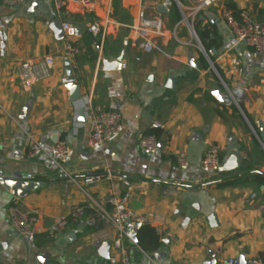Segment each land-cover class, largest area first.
Returning <instances> with one entry per match:
<instances>
[{
    "label": "crops",
    "instance_id": "crops-1",
    "mask_svg": "<svg viewBox=\"0 0 264 264\" xmlns=\"http://www.w3.org/2000/svg\"><path fill=\"white\" fill-rule=\"evenodd\" d=\"M180 1L188 10L197 3ZM222 4L234 5L238 15L247 10L264 24V0H220L201 13L205 18L199 14L195 27L217 31L218 48H213V54V49L208 52L213 66L194 42L174 39L171 31L182 18L178 6L173 13L175 0H94L89 8L69 4L61 14L52 0L0 6V177L16 172L24 179L45 183L21 197L22 206L37 213L41 225L87 204L86 191L108 210L113 208L111 198H124L129 192V209L138 215L151 214L149 225L161 238L155 251L130 240L131 264H204L213 259V253L216 264H241L242 256L247 264L256 257L264 261V213L260 211L264 184L254 179L264 174L260 140L264 133V53L235 40L221 17ZM162 6L168 11H161ZM155 8L163 14L167 31L156 38L159 49L144 53L134 45L137 36L130 25L141 10L154 15ZM55 18L79 29L71 37L80 48L71 61L77 65L71 69L82 92L77 100L70 98L65 82L67 38H56L51 29ZM94 22L108 25V32L95 36L89 30ZM178 37L183 42L191 40L183 23ZM47 56L54 58L51 76L25 81L19 72L21 62ZM170 77L175 79L173 88L167 86ZM235 89L244 93L240 108L222 104L214 96L217 90ZM90 97L123 117L122 133L99 150L88 146ZM232 106L239 112L234 113ZM154 121L163 126L153 129ZM28 131L47 150L60 140L67 141L72 155L66 169L73 175L81 178L110 168L131 181V190L113 179L86 186L84 191L48 155L29 156ZM151 132L160 133L157 154L138 145L139 137ZM213 146L219 148L223 163L238 153L242 166L213 176L203 172V157ZM181 152L189 161L186 170L176 160ZM239 177L244 180L218 186ZM16 196L0 182V264H119L100 253L101 244L116 236L113 225L106 222L96 227L72 222L57 238L38 235L35 242H29L10 221L9 208ZM211 214L217 215L218 226L210 224Z\"/></svg>",
    "mask_w": 264,
    "mask_h": 264
},
{
    "label": "built area",
    "instance_id": "built-area-1",
    "mask_svg": "<svg viewBox=\"0 0 264 264\" xmlns=\"http://www.w3.org/2000/svg\"><path fill=\"white\" fill-rule=\"evenodd\" d=\"M219 1L220 0H197L196 5L188 10L183 6L180 0H175L182 14V19L171 31L174 39L183 44H192L194 42L208 59V52L196 31L195 22L199 14ZM21 2L22 0H0V6L17 5ZM52 2L57 13L61 14L69 4H74L81 8H89L92 7L94 0H52ZM155 10L156 13L154 15H147L141 10L132 25H130L137 36L133 40L134 45L140 48L144 53H152L159 49L156 38L164 37L167 31L163 14L157 11L156 8ZM220 13L222 19L228 24L236 41L245 42L257 53H264V24L254 20L247 10H242L239 15H237L235 10L226 4L221 5ZM182 23L188 28L191 35L190 41L183 42L178 37V29ZM62 24L67 38L65 44L66 56L70 61H73L80 53V48L71 40L76 29L70 22H63ZM89 30L95 36L99 35L101 32L105 34L108 32V25L94 22L89 27ZM72 64L73 68L76 69L77 65L74 63ZM53 65L54 58L52 56H47L41 60L28 59L21 62L19 72L25 81L48 79L52 74ZM86 112L91 126L88 138V146L91 149H103L109 140L118 137L122 133L124 124L120 111L108 110L101 104L95 103L90 97L87 100ZM151 126L153 129H158L163 125L158 121H154ZM1 143L0 139V145ZM138 145L141 150L150 154H157L160 150V140L155 132L141 135L138 140ZM26 146L30 157L41 154H46L51 157L52 160L57 163L66 178L71 183L80 186L84 191L86 186L113 179L122 181L128 186L129 190L132 188V183L129 179L115 173V171L110 168L104 171L86 173L81 178L70 173L66 169V165L70 161L72 152L69 144L65 140L58 141L51 150H47L39 138L33 132L28 131L26 133ZM176 160L181 169L186 170L189 168V161L184 152L179 153ZM222 165L221 152L218 147L213 146L205 153L201 168L203 172L213 176L221 172ZM4 179V177H0V182L3 183L5 181ZM86 194L90 198L87 204L76 205L68 216L57 218L49 225H41L39 215L22 206V196H16L13 204L9 208L11 224L20 236L24 237L29 242H35L38 235H43L48 240L57 238L65 232L72 222L85 221L90 227H96L99 223L106 222L113 225L116 230V236L111 241L113 249L110 255L111 262L131 264L128 246L131 238L127 233V227L128 225L134 224H149L152 215H138L131 211L127 205L129 192L124 198H111L110 202L113 206L111 210L97 204L87 191ZM260 211L264 213V201L260 205ZM251 264H264V261L260 257H256L251 260Z\"/></svg>",
    "mask_w": 264,
    "mask_h": 264
},
{
    "label": "water",
    "instance_id": "water-1",
    "mask_svg": "<svg viewBox=\"0 0 264 264\" xmlns=\"http://www.w3.org/2000/svg\"><path fill=\"white\" fill-rule=\"evenodd\" d=\"M161 11L167 12L168 9L166 7H160ZM210 19L211 16L207 15ZM202 18H205L204 14H201ZM51 29L56 35V38L58 40H62L65 37V31L63 29V24L60 19H53L51 22ZM77 31L79 29H76ZM216 50H212V54L215 53ZM208 57L211 61L210 55L208 54ZM105 63H110L108 59L105 58ZM66 65H67V77L65 79V82L67 83L68 89L71 93L70 98L72 100H77L82 97V92H81V86L76 84V76L73 74V71L71 69V61L66 60ZM213 65V64H212ZM168 87L173 88L175 86V79L173 77H170L168 80ZM214 96L217 99L218 102L225 104V105H232L235 104L239 108V102L243 100V90L242 89H235L233 91L231 90H217L214 92ZM264 131V130H263ZM260 140L262 144H264V133H262ZM243 164V160L241 156L238 153H233L222 165L221 167V172H230L239 169ZM0 173H3L0 169ZM20 173H12L4 177L5 181L3 184H5L7 187L11 188L14 191L15 195L19 196H24L28 193H30L31 190L34 189H39L44 186L45 183L37 182V181H32L29 179H23L20 177ZM209 221L210 224L215 227L219 225L218 217L216 214H211L209 216ZM141 224H134V225H128L127 227V233L131 238V243H136L139 244V239H138V231L141 228ZM73 234L70 235L71 238H73ZM100 253L103 257H109L111 254V241H105L101 244L100 247ZM213 259H209L205 261L204 264H216V259H215V254H212ZM39 259L41 261H45L46 259L43 256H40ZM241 264H247V261L245 258L242 256L240 257Z\"/></svg>",
    "mask_w": 264,
    "mask_h": 264
},
{
    "label": "trees",
    "instance_id": "trees-1",
    "mask_svg": "<svg viewBox=\"0 0 264 264\" xmlns=\"http://www.w3.org/2000/svg\"><path fill=\"white\" fill-rule=\"evenodd\" d=\"M230 7L232 9H234V5H230ZM178 8L177 5H174V10L173 13H177ZM236 11V10H235ZM238 15V12H236ZM180 19V17L178 16L177 19ZM182 19V18H181ZM181 19L178 21L180 22ZM196 31L205 47V49L207 50V52L210 53V51L215 47L218 48V44H217V40H218V36H217V31L216 29H210V28H206L205 30H199L197 27ZM208 66V64H206ZM210 99H213L212 96H209ZM226 108V107H225ZM234 111V113H238L239 110L236 106H232L231 107ZM227 109V108H226ZM221 115H223V113L221 111H218ZM157 134L158 137H160V133L155 132ZM221 159L223 160V156H221ZM255 181H257L258 183L264 184V174H257L254 176ZM244 180V178L239 177V178H233V179H227L226 181H222L218 183V186L223 187V186H228L231 184H235L239 181ZM139 244L141 245V247L146 250V251H155L158 250L160 245H161V238L160 235L158 234L157 230L152 227L149 224H143L140 228V232H139Z\"/></svg>",
    "mask_w": 264,
    "mask_h": 264
}]
</instances>
